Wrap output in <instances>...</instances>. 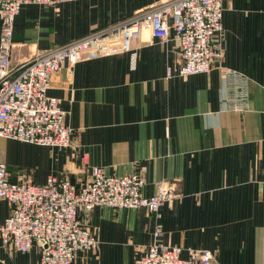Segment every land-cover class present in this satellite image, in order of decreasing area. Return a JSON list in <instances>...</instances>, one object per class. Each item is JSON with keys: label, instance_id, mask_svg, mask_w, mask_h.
I'll return each mask as SVG.
<instances>
[{"label": "crops", "instance_id": "0c3cea01", "mask_svg": "<svg viewBox=\"0 0 264 264\" xmlns=\"http://www.w3.org/2000/svg\"><path fill=\"white\" fill-rule=\"evenodd\" d=\"M163 0H76L23 5L15 18L10 63L130 19ZM222 56L207 73L179 76L178 47L144 30L127 51L85 52L64 63L47 95L59 99L70 147L0 139V162L10 183L43 185L49 175L80 187L92 167L121 176L144 171L143 194L163 182L174 193L160 219L144 209L97 206L79 212L97 239L71 264H137L153 241L181 256L208 250L213 264H264V0L223 3ZM222 68L243 75L247 109H227ZM12 205L0 200V224ZM38 248L22 254L0 241V264L35 263Z\"/></svg>", "mask_w": 264, "mask_h": 264}, {"label": "built area", "instance_id": "2783aa9c", "mask_svg": "<svg viewBox=\"0 0 264 264\" xmlns=\"http://www.w3.org/2000/svg\"><path fill=\"white\" fill-rule=\"evenodd\" d=\"M70 1L76 0H0V139L70 147L71 129L64 123L65 111L59 99L47 95L53 75L64 63L74 65L85 52L127 51L144 30L160 43H176L181 60L179 76L207 73L221 59L226 0H163L135 12L123 23L47 51H37L12 67L14 21L21 7L56 6ZM217 67L227 89L226 108L245 111V78L236 71ZM6 176V166L0 162V200L12 205L10 215L0 224V241L22 254L37 246L38 259L32 264H71L77 252L97 248V239L79 221L81 211L89 213L97 206L113 210L144 208L159 220L160 207L175 198L163 182L155 185L153 195H144V171L111 176L100 167H92L90 179L80 187L69 181L59 183L51 175L43 185L10 183ZM160 234L161 225L157 223L153 241L137 264H213L210 251L190 250L183 258L179 247L158 242Z\"/></svg>", "mask_w": 264, "mask_h": 264}]
</instances>
